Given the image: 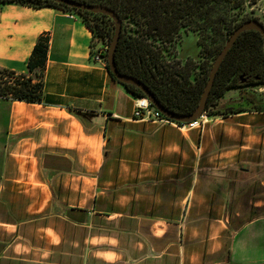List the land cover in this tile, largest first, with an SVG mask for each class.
<instances>
[{
  "label": "crops",
  "instance_id": "crops-1",
  "mask_svg": "<svg viewBox=\"0 0 264 264\" xmlns=\"http://www.w3.org/2000/svg\"><path fill=\"white\" fill-rule=\"evenodd\" d=\"M44 33V100L0 99L10 106L0 115L10 143L0 159V264H264V190L248 199L233 170L264 166L233 158L253 149L235 148V126L258 128L264 152V112L208 116L193 129L136 119L134 94L92 57L93 32L57 7L0 3V67L27 73ZM223 133L232 149L202 158ZM12 158H65L85 171L49 166L58 186L17 188L36 167L23 161L13 175Z\"/></svg>",
  "mask_w": 264,
  "mask_h": 264
},
{
  "label": "trees",
  "instance_id": "trees-1",
  "mask_svg": "<svg viewBox=\"0 0 264 264\" xmlns=\"http://www.w3.org/2000/svg\"><path fill=\"white\" fill-rule=\"evenodd\" d=\"M113 8L133 28L123 26L116 50V63L123 73L143 81L168 109L190 114L198 106L209 75L191 80L188 65L180 67L174 59L173 48L184 34L198 36L197 59L208 71L233 31L244 21H238L236 11L259 0H78ZM0 3H21L33 7H57L74 12L93 32V46H110L114 35L113 19L105 14L76 9L56 0H0ZM256 19L255 17L247 18ZM245 20V21H246ZM264 41L257 30H246L236 40L224 59L205 112L210 116L241 113H263L264 98L245 99L235 105L220 106L219 99L231 88L247 84H264ZM50 35H40L28 59V72L17 73L0 67V99L41 103L44 100V73L47 67ZM108 52V50H107ZM107 55V54H106ZM208 66H205L207 65ZM213 65V64H212ZM108 70V63L106 64ZM188 70V71H187ZM211 70V69H210ZM110 72V70H109ZM188 72V74H187ZM210 73V72H209ZM114 80L120 82L111 72ZM36 76L40 80H36ZM122 83V82H120ZM134 94L144 95L141 88L122 83ZM177 122V121H175ZM181 123V122H177Z\"/></svg>",
  "mask_w": 264,
  "mask_h": 264
},
{
  "label": "rangeland",
  "instance_id": "rangeland-1",
  "mask_svg": "<svg viewBox=\"0 0 264 264\" xmlns=\"http://www.w3.org/2000/svg\"><path fill=\"white\" fill-rule=\"evenodd\" d=\"M236 18L238 21H245L247 18L255 17L256 19L260 20L264 24V0H259L256 3L247 4L244 10L236 11ZM243 23V22H242ZM127 26V28H133L131 23H129L127 20H123V26ZM229 39V38H228ZM198 36L194 32H189L188 34H184V37L182 41L178 44L176 48L171 49L172 55L174 59H169L170 63L177 62L179 68L188 65V69H192L189 74H191V80L196 81V79L201 80L205 76L209 75L210 69L212 67V64L214 60L210 62V68L208 71H205L206 68H203L204 65H202L197 57L198 52V45H197ZM101 43H96L93 46V52L96 51L97 47ZM205 66H208L205 65ZM188 71V70H187ZM188 74V72H187ZM36 80H40L38 76L35 77ZM261 94L264 98V84L263 83H256V84H247L245 86H238L231 88L229 91H227L224 96L217 100L219 101L220 106L224 105H235L237 103L243 102L245 99H254V96H257ZM9 105H6L5 103H0V115L3 117V121H5L6 118H8V110ZM5 112H7V115H4ZM206 114L209 115L208 112ZM210 116V115H209ZM1 117V118H2ZM250 124H255V115H251L250 117ZM225 119L223 116H218L217 120ZM230 120V119H229ZM228 119H225V121H229ZM214 126H220L222 123H213ZM234 127V126H233ZM236 130L238 131V134H241V136L238 137V139H233V142L237 141L234 145L237 149L239 146L238 143H245L247 145H251L253 149L246 151L245 153L239 154L234 156L233 158H264V152L262 151V144L260 142H257V139H260L261 131L254 127L250 126L247 127L246 130L243 128H240L238 126H235ZM235 127L233 129H235ZM240 128V129H239ZM240 130V131H239ZM236 136V134H235ZM241 137V141H239V138ZM244 137L246 140H244ZM229 138V137H228ZM226 136H221V140L216 139V142H211L209 144V147L204 152V155L202 158H216V155L227 151L228 149H232V144L230 140ZM220 140V141H219ZM10 143L5 138V132H0V159L4 158L7 152V147H9ZM230 146V147H228ZM262 152V153H261ZM34 159V161H33ZM260 160V159H259ZM23 161H26V167L32 168L33 164L36 167V173L32 179H29V183H26L25 181L15 183V186L17 188H26V187H33V186H40L38 184V181L40 179H46V182L52 187V182H54L57 178L53 181V175L56 173L54 171L48 172V167H63V168H74L78 171H85V167H83L82 164L79 163H70L65 158H12V169H13V175H20V165ZM246 170L242 169L240 167H235L233 170L236 171V176L243 179L241 183H239V186H247L248 188L252 189V194H249L247 198L253 197V200L256 201L259 198H256L257 194H259L260 191L264 190V185L262 184V181H264V166L256 165L251 162V164L245 165ZM232 170V171H233ZM1 175V174H0ZM54 186H58L53 183ZM250 185V186H249ZM23 186V187H22ZM259 196V195H258Z\"/></svg>",
  "mask_w": 264,
  "mask_h": 264
},
{
  "label": "water",
  "instance_id": "water-1",
  "mask_svg": "<svg viewBox=\"0 0 264 264\" xmlns=\"http://www.w3.org/2000/svg\"><path fill=\"white\" fill-rule=\"evenodd\" d=\"M56 1L60 3H64L67 6H70L72 8L89 10L95 13H101V14L110 16L113 19L114 24H115L114 35L112 37L110 46L108 48V53H107V63H108L110 72L120 82L126 83V84H132V85H135L141 88L144 92V95H146L150 99L153 105L160 112H162L168 119L172 121L181 122V123H189L194 120H197L205 113L206 106L208 104V100L211 95V91L214 86L218 71L224 59L226 58L227 54L229 53L230 49L233 47L236 40L239 38V36L243 32H245L246 30H251V29L257 30L262 34L263 41H264V24L260 20L249 19L241 23L233 31V33L230 35L229 39L223 46L222 50L216 56L213 62V65L211 67L209 78L202 92L198 106L195 108V110L192 113L182 114V113H178V112H175L173 110L166 108L143 81H141L140 79H138L137 77L133 75L123 73L119 70L117 63H116V50H117L120 37H121V33H122L123 20L113 8L106 6V5H101V4H89V3L81 2L78 0H56Z\"/></svg>",
  "mask_w": 264,
  "mask_h": 264
},
{
  "label": "built area",
  "instance_id": "built-area-1",
  "mask_svg": "<svg viewBox=\"0 0 264 264\" xmlns=\"http://www.w3.org/2000/svg\"><path fill=\"white\" fill-rule=\"evenodd\" d=\"M109 46L100 44L92 57L94 60L107 64V50ZM135 111L134 117L141 121L152 122V123H176L183 128H199L202 127L208 121V114L206 112L197 120L189 123H177L168 119L162 112H160L150 101L146 95L135 97Z\"/></svg>",
  "mask_w": 264,
  "mask_h": 264
}]
</instances>
